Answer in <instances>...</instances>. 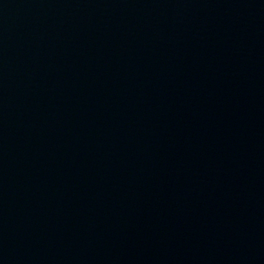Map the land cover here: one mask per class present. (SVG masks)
Masks as SVG:
<instances>
[{"label": "water", "instance_id": "water-1", "mask_svg": "<svg viewBox=\"0 0 264 264\" xmlns=\"http://www.w3.org/2000/svg\"><path fill=\"white\" fill-rule=\"evenodd\" d=\"M0 264H264V0H0Z\"/></svg>", "mask_w": 264, "mask_h": 264}]
</instances>
